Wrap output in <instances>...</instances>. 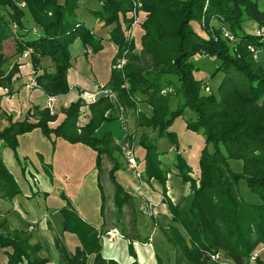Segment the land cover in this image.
I'll return each instance as SVG.
<instances>
[{
  "label": "trees",
  "instance_id": "1",
  "mask_svg": "<svg viewBox=\"0 0 264 264\" xmlns=\"http://www.w3.org/2000/svg\"><path fill=\"white\" fill-rule=\"evenodd\" d=\"M76 1L0 0V46L8 38L15 41V60H8L0 51V88L10 86L18 71L16 59L29 48L27 61L43 93L67 92L69 44L78 39L85 56L102 48V38L78 20ZM96 1L99 7L89 12L103 25L113 24L107 40L116 48L104 86L115 93V99L124 109H134L140 99L149 106V115L138 113L136 126L156 130L157 137L173 144L175 174L181 183L189 185V206L181 209L165 196L168 170L160 165L156 145L141 133L137 144L143 152L142 175L158 180L162 186V202L171 222L164 232L173 245L174 263L209 264L210 255L218 253L233 264H248L255 246L264 245V65L256 58L258 51L264 50V9L259 8V0H141L146 14L139 25L140 54L148 62L144 66L138 62L139 58L128 53L121 71L111 65L124 49L132 48V43L122 35L128 26L126 12L130 10V0ZM213 19L218 26L208 28ZM245 20L262 28V32L256 35L244 30ZM192 21L204 23L202 34L192 28ZM222 26L233 40L221 34ZM248 45L257 50L255 55L247 49ZM194 55L217 61L212 73L221 74L216 94L199 93L202 84L193 75L197 70L192 60ZM42 56L49 57L53 71L37 69ZM175 95H180L182 102L172 109L169 102ZM80 105V97L71 101L54 126L49 122L55 115H49L44 107L32 105L14 120L0 108V143L12 151L19 163L17 135L38 128L52 146L54 138H61L93 150L94 167L98 170L100 154H110L117 147L109 130L99 137L93 131L102 122L115 120L117 108L106 97L98 96L87 104L88 120L77 131L75 119ZM184 109L193 113V117L184 121V128L204 136L194 167L177 151L175 132L169 129ZM208 143L212 151L207 150ZM112 163L109 178L114 187L113 203L119 210L131 196L115 180L113 172L118 166L114 159ZM232 163L237 167H232ZM242 184L252 198L241 196L238 187L242 190ZM95 185L101 195L97 178ZM18 193L17 183L0 159V199L11 200ZM64 198L59 208V232L73 234L77 243L69 250L58 238L54 239L57 264H120L102 256L97 229L81 218L68 198ZM101 211L102 196L100 217ZM29 225L26 222L21 228H11L6 218L0 216V248L4 249L5 264L47 263L46 257L38 255L41 245L31 240ZM128 247L132 254L130 243ZM155 255L158 256L156 249Z\"/></svg>",
  "mask_w": 264,
  "mask_h": 264
},
{
  "label": "crops",
  "instance_id": "2",
  "mask_svg": "<svg viewBox=\"0 0 264 264\" xmlns=\"http://www.w3.org/2000/svg\"><path fill=\"white\" fill-rule=\"evenodd\" d=\"M98 7L99 2L96 0H77L75 14L78 20L89 30L102 38L103 45V42L107 41L105 39L108 37V31L112 26L103 25L101 21L90 14L89 9H96ZM107 27L108 29H106ZM78 43H80L79 40L75 39L69 44L68 49L73 44L77 45ZM108 43L110 44L109 41ZM83 52L84 49L80 46L73 57L69 49L70 65L66 70V81L69 90L65 94L54 95L56 98V110L60 113L70 101L76 99L78 96L77 90H81L82 93H88L90 88H98V86H101L106 81V78H101L102 80L97 81L96 75L92 79H89L85 74L81 73L80 63L86 62V66L92 67L95 57V53L88 54L87 58L78 55ZM19 59V61L24 60V58ZM39 65V71L43 69L45 71H53V65L48 56L40 57ZM31 69L27 62L23 65H18V71L15 73L10 86L8 88H0V108L5 114L10 115L12 120L22 117L32 105H36L39 108L44 107L46 94L39 87L30 89L24 87V84L29 79L28 74ZM61 117L55 116V119L50 121L49 125L54 126L59 122ZM111 127L109 123H103L95 132L100 130L102 133L103 129L109 130L113 140L119 139L120 136L113 135ZM100 134H96V137H99ZM152 139L154 143L157 139L160 140L163 137H154ZM53 141L52 146L50 141L43 136L38 128H33L29 132L17 135L16 152L22 164L16 162L11 150L0 143V159L15 179L20 190V193L12 197L11 200L0 199V213L6 216L9 227L21 228L24 223H30L31 225L27 227V230L31 233L33 240L39 242L41 245L38 255L47 258L46 264H57V252L53 246L54 239L58 238L69 250H72L73 246L77 243L76 239L67 235L69 233L59 232L61 220L59 208L64 204V197H67L80 217L94 225L97 229L101 242V253L105 259H113L120 264L132 262L135 264H157L155 260L159 256L155 255V249H151V246H149L152 242V235H140V229L136 224L137 216L139 214L147 216L155 226L156 220L160 216L169 218L170 214L167 211L165 203L162 202L161 184L154 178L147 179L143 177V161L140 164V161L134 155L138 170L140 171L139 178H136L132 170L125 165L118 151H112L110 154L101 153L98 170H95V167L92 168L91 164L92 173H94V179L91 182H95V178H97L101 188V195L99 194L98 197L94 200L91 199V201L86 199L79 200L74 192L77 187V190L81 192V179L80 177L77 178L78 174L72 166L73 163L67 161L68 157L63 156L65 159L63 163L56 157V153L71 154L75 158V155L79 156L81 154V150L80 148H73L77 144L67 146L68 142L61 138H54ZM155 145L158 152H160L158 158L161 161V167H168L164 182L165 195L171 202L176 203L178 189L173 187L176 184L175 181V184H170V179L172 175L176 176L175 178L178 176L175 174L172 159L169 161L170 165H165V162L162 161V158L169 155L170 152L174 153L173 144L168 141L167 146L165 147L164 144L162 147L163 149L166 148L164 150L158 148L157 144ZM142 154L141 150L137 157L141 158ZM112 159L116 161L118 166L113 172L115 180L129 193L131 198H134L123 203L119 210L116 209L113 203L114 187L109 178V170L113 164ZM118 159L122 163H119ZM181 184L184 186L182 194L185 196L190 194L188 183ZM101 196L102 216L100 217L98 208ZM87 210H93L96 217L95 221L87 219ZM112 227L118 229L119 236L113 238L111 241H107L104 238V232ZM127 243H130L134 257L130 256L126 251ZM252 251L255 253L254 264H264V245L257 244ZM5 261L4 249L1 248L0 264H5Z\"/></svg>",
  "mask_w": 264,
  "mask_h": 264
},
{
  "label": "rangeland",
  "instance_id": "3",
  "mask_svg": "<svg viewBox=\"0 0 264 264\" xmlns=\"http://www.w3.org/2000/svg\"><path fill=\"white\" fill-rule=\"evenodd\" d=\"M57 1H61V0H57ZM258 5H259V8L264 9V0H259ZM145 14H146V12H144V11L142 13L139 12L138 14H135L136 22L133 24L131 35L126 32L125 29L127 26H125L124 31L122 32V35H123L124 39H126L127 41H130L132 43V48L124 49L122 51V53L115 58L113 64L111 65V67L113 69H115L117 71H121L124 68L125 64L127 63V58H126L125 54H128V53L134 54L136 56V58H139L138 62L140 64H142V65L144 64V66H146V63L148 62V58L145 56H141L140 45H139V32H140L139 25H140L141 20L144 18ZM126 15L128 16L127 12H126ZM130 22H131V19L128 21V23H130ZM128 23L126 22V24H128ZM12 26H14V29H16L14 24H10L11 28H12ZM111 26H113V24ZM191 26L199 34H202L200 31H202L205 27L204 23H200V22L198 23L195 21L191 22ZM217 26H218V22L214 19L210 20L208 23V28L209 27H217ZM220 26L221 25H219V27ZM242 26H243L244 30L249 31V32L250 31L254 32L256 30V25L253 22L248 21V20H245L242 23ZM106 29H108V27ZM105 40H107V38ZM101 44H102V41H101ZM80 46H81L80 43H78L77 45L73 44L72 46H70V48H69L70 53L73 57L75 56V53H76L77 49L80 48ZM102 46H103V48H101L102 50L101 49L99 50L100 52H98V51H97L98 53L95 52L94 63H93L92 67H90L89 65L86 66V62L80 63L81 73L85 74L89 79H92V77L94 75H96L97 81H100L103 78L107 79V77H108V72H109V68H110V62L109 61H110L111 55H113L116 52V48L111 42L109 44L108 40L103 42ZM0 51L8 60H12V61L15 60V41L13 40V38H8L3 43V45L0 46ZM88 54H86V56L83 53H80L78 55L81 57L87 58ZM23 58H24L23 61H19L20 59H19V55H18V57L16 59L18 65H23L24 63L27 62V63H29V65L31 67L30 62L27 61V57H23ZM256 58H257L258 63L264 65V50L263 49L258 51V53L256 54ZM120 60H123V63L120 65V67H116V64ZM192 60L195 63V65L197 66V70L193 72V75L202 84L200 89H199V93L202 95L208 94L210 92L213 94H216V92H217L216 87L220 81L221 74L219 72H217V73L212 75V73L214 71V68L216 66L217 61L213 57L208 59L207 57L201 56V55H194L192 57ZM37 69L38 70L40 69L39 61H38ZM34 72L35 71L33 68L29 71V74H28L29 79L31 77L33 78ZM36 87H39V86L37 85V86L32 87V88H36ZM68 90H69V87H68ZM88 91H89L88 93H82L81 90H77L78 96L76 98H78V97L81 98L82 105H80L78 107V110H77V115H76V119H75L76 130L78 131L79 128L81 126H83L88 120L89 110L87 108V104L95 101V99L98 96L106 97L111 102V104H113V106L115 108H117V118L115 120L110 121V122H102L101 124L109 123L112 126L111 131L113 132L114 136H120V137L125 136V137H127L133 145L134 155L136 156V159H138V161H140L139 163L142 164V162H141L142 158H139V156L137 157V155H139V152H141V150H142V149L140 150L139 146L137 145L138 137L141 133H144V135H146L148 138L153 140L152 138L157 137V133H156V130H150L149 128H140V127L136 126L135 123H136V117H137L139 112L144 113L145 115L150 114L149 106L144 101H142L140 99L136 103V106L134 109H132V110L131 109L130 110L124 109L122 106L119 105V103L115 99V93L112 92V90L109 89L108 87H105L104 83L101 86H98V88L92 87ZM45 96H47V95H45ZM55 96H54V98H55ZM181 102H182V97L180 95H175L171 98L169 105L173 109L176 105H178ZM53 107H54L53 108L54 115L56 117H61L62 112L60 113L59 111L56 110V100L54 102ZM189 117H193V113L189 109H184L183 113L180 116L174 118V120L171 124V127L169 129L173 130L175 132L177 145H178L177 151L182 152L181 155L185 156L187 163L192 165V167H194L196 162H197V157H198L200 148L203 145L204 136L202 135L201 132H193V131H190V130H187L184 128L183 123ZM5 123H6V121H3V124H5ZM98 127L96 129H98ZM95 130L93 131V134H94ZM104 130L105 129H103V131ZM140 131H141V133H140ZM100 133H101V131L99 130V131L95 132L94 135L96 136V134H100ZM113 142H114L115 146L117 147L116 151L119 152L118 146H117L118 139L113 140ZM167 142H168L167 139L163 137V139H160V140L157 139V141H155L154 143L158 145V148L163 149L162 148L163 145L165 144V147H166ZM67 144H68L67 146H71V143H67ZM74 146L75 147H73V148H75V149L80 148L81 154L79 156L75 155V158H73L71 156V154L57 152L56 157L64 163L65 159L63 158V156H66V157H68L67 161L73 163L72 166H73L75 172H77V174H78L77 178L80 177V179H81V183H80L81 192L79 190H77L78 189V187H77L76 191L74 192L76 197H78L79 200H81V199H86L88 201H91V199L94 200L96 197L99 196V192L95 186V182H93V183L91 182L94 179V173H92V168H94V164H93L94 157L93 156H94L95 152L86 146H82V145H78V144H77V146L76 145H74ZM164 149H166V148H164ZM207 150L212 151V146L209 143L207 144ZM173 151H174V148H173ZM171 159L173 162L174 161V153L172 154V152H170L169 155L163 157L162 161L165 162L164 163L165 165H168L169 161H171ZM159 161H160V159H159ZM21 162L22 161L19 159L20 164H22ZM118 162L122 163V161H120L119 159H118ZM160 163H161V161H160ZM91 164H92V168H91ZM231 165L234 168L237 167L235 163H232ZM165 169H168V167H165ZM191 176L194 177V174L191 173ZM175 177L173 175L171 176L170 184L173 185V183L175 184V182H176V184L173 185V187L178 189V192H177L178 197H177L176 203H177L179 208L187 209L189 206L190 194H187L186 196L182 194L183 190H184V186L180 183L179 177H177V178H175ZM188 187H189V185H188ZM238 189L240 190L239 192H240L241 196L244 197L245 199H250L253 197V195L246 189V187L244 185L242 186V190H241V187H238ZM22 190H23V187H22ZM133 199L134 198H130V200H133ZM100 201H101V198H100ZM100 201H99V203H100ZM86 213H87L86 214L87 219H92V221H95L96 217H95V213L93 212V210L92 211L87 210ZM0 216H3V218H6V216L4 214L0 213ZM97 216H98V214H97ZM6 220H7V218H6ZM7 223H8V221H7ZM168 223H171L169 221V218H165V217L160 216V218L156 220V223H155L156 225L154 226L153 222L147 216L142 215V214H139L137 216L136 224L140 229V233H141L140 235H142V236L147 235V234H150V236L152 235V242L150 243L149 246H151V249H156L158 252L159 258H157V259L155 258L156 259L155 262L157 264H175L173 261V245L170 241L167 240L165 232H164V229L166 228ZM67 235L76 239L75 236L71 233H69ZM31 240L34 241L33 238ZM60 242L63 244L62 241H60ZM49 248H51V247H49ZM126 251L128 252V254L130 256L134 257V252H133L132 248H131L132 254L130 253L128 243L126 246ZM219 256H220V259H219L220 261L222 260L224 263L233 264L229 260L223 258V256H221V254H219ZM254 262L252 264H254ZM209 264H218V263L211 260ZM248 264H251L250 261L248 262Z\"/></svg>",
  "mask_w": 264,
  "mask_h": 264
},
{
  "label": "built area",
  "instance_id": "4",
  "mask_svg": "<svg viewBox=\"0 0 264 264\" xmlns=\"http://www.w3.org/2000/svg\"><path fill=\"white\" fill-rule=\"evenodd\" d=\"M131 3V7L130 10L127 11L128 13V18L129 20L131 19V22L128 23V26L126 27V32L129 33L130 35L132 34V28H133V24L136 22V17L135 14H138L139 12H143L142 10V3L141 0H130ZM12 29H14V26H12ZM221 30V34L228 40H233V37L227 32V30L222 26L220 28ZM262 32V28H256V30L253 32L254 34L258 35ZM247 49L252 52L254 55L257 53V50L254 49L251 45L247 46ZM30 49L27 48L25 50H23L20 54V58L22 57H27V55L30 53ZM123 63V60H120L117 64L116 67H120V65ZM37 86L36 81L31 77L30 79H28V82L24 84L25 88H32ZM55 102V98L53 95H47L45 98V103H44V108L47 109V112L49 115H53V105ZM117 146H118V150L119 153L121 155V157L123 158L125 165L132 170V172L134 173L136 178H139L140 176V171L138 170L137 167V162L135 160V156H134V150H133V145L130 142V140L125 137L122 136L118 139L117 142ZM119 236V231L116 227H112L108 230H106L104 232V238L107 241H111L113 238ZM210 259L214 262H217L218 264H228V263H224L222 260L220 261V256L218 253L212 254L210 255ZM255 260V253L251 252L250 256H249V261L252 264Z\"/></svg>",
  "mask_w": 264,
  "mask_h": 264
}]
</instances>
